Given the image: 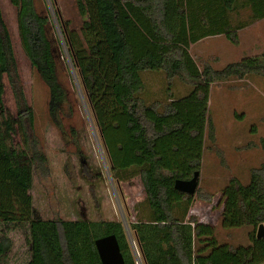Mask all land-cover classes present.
<instances>
[{"label": "trees", "instance_id": "trees-1", "mask_svg": "<svg viewBox=\"0 0 264 264\" xmlns=\"http://www.w3.org/2000/svg\"><path fill=\"white\" fill-rule=\"evenodd\" d=\"M49 1L58 34L43 0H11L21 49L48 88L49 114L58 128V114H71L62 81L68 68L99 133L111 177H139L140 216L126 224L143 264H264V237L256 236L264 222V156L249 170L248 182L231 177L222 189L223 227L245 228L246 244L213 237L199 247L196 238L205 231L188 214L199 184L192 195L174 188L175 179H189L200 169L205 137L212 138L211 85L264 77V52L213 68L198 63L190 46L216 35L235 42L237 30L264 18V0H74L81 18L77 30L68 27L55 0ZM144 72L164 73L165 96L147 98ZM4 77L15 114L4 105ZM175 78L191 87L185 96L170 90ZM34 120L0 10V223L27 227L25 264H101L94 241L109 234L115 235L124 264H135L122 222L65 220L57 214L43 219L34 211L33 175L49 174ZM259 145L264 155V138ZM9 247L10 240L0 236V255Z\"/></svg>", "mask_w": 264, "mask_h": 264}, {"label": "rangeland", "instance_id": "rangeland-1", "mask_svg": "<svg viewBox=\"0 0 264 264\" xmlns=\"http://www.w3.org/2000/svg\"><path fill=\"white\" fill-rule=\"evenodd\" d=\"M55 2L68 27L77 30L81 18L74 0ZM43 4L52 12L58 34L50 1L43 0L40 5ZM0 10L12 40L26 100L34 111V132L47 157L48 176L41 179L33 175L30 193L34 211L43 219H51L57 214L65 220L122 222L133 259L138 264L142 258L139 256L138 259L136 255L134 246L137 244L126 220L134 222L140 216L139 204L144 199V191L139 177L120 181L111 177L99 133L79 92L75 75L68 68L63 72L62 81L69 95L71 114H58L62 129L52 121L48 88L20 46L17 9L11 0H0ZM245 15L242 12V16ZM252 31H264V21ZM235 38L234 42L223 35L212 37L192 45L190 53L198 63L206 62L213 68H222L228 63L264 52L263 33L256 36L253 32L236 31ZM143 78L149 100L165 96L168 80L164 73L144 72ZM4 83V105L11 114H15V101L6 77ZM190 88L177 78L170 85L172 93L179 97L185 96ZM208 107L213 135L212 138L205 137V149L198 169L199 193L193 197L188 211L205 231L196 238V243L201 241L197 244L203 248L210 245L214 237L218 243L246 244L245 228L223 227L222 189L231 177L248 182L249 170L258 167L263 159L259 142L264 138V77L251 75L213 83ZM3 235L10 240V247L6 254L0 255V264H22L30 259L26 226L8 229L2 223L0 236Z\"/></svg>", "mask_w": 264, "mask_h": 264}, {"label": "water", "instance_id": "water-1", "mask_svg": "<svg viewBox=\"0 0 264 264\" xmlns=\"http://www.w3.org/2000/svg\"><path fill=\"white\" fill-rule=\"evenodd\" d=\"M199 184V170H195L189 179H175L174 188L192 195ZM257 238L264 237V227L260 224L256 229ZM101 264H124V258L114 234H109L94 241Z\"/></svg>", "mask_w": 264, "mask_h": 264}, {"label": "crops", "instance_id": "crops-1", "mask_svg": "<svg viewBox=\"0 0 264 264\" xmlns=\"http://www.w3.org/2000/svg\"><path fill=\"white\" fill-rule=\"evenodd\" d=\"M245 14H248V13H246L245 12ZM264 21V18H261V19H259V20H257V21H255V22H253V23H251V24H249L248 26H245L244 28H242V29H239V30H237V32H241L242 30H244V31H246V32H253L254 34H256V36L258 35V34H260V35H262V33H263V35H264V31H256V32H254V31H252V30H254V27H256L260 22H263ZM241 30V31H240ZM216 36H219V35H216ZM216 36H207V37H204V38H202V39H200V40H198L196 43H194V44H197V43H200V42H204L205 40H207V39H209V38H212V37H216ZM194 44H192V45H194ZM191 45V46H192ZM190 46V48H192ZM189 51H190V49H189ZM0 224H2V223H0ZM5 226L8 228V229H12L13 227L12 226H7L6 224H5ZM3 236H5V235H3ZM5 237H7V236H5ZM8 238V237H7ZM4 254H6V253H4ZM4 254H2V255H4ZM29 261V260H28ZM27 262V261H26ZM26 262H24V263H22V264H25ZM3 264H6V263H3Z\"/></svg>", "mask_w": 264, "mask_h": 264}, {"label": "built area", "instance_id": "built-area-1", "mask_svg": "<svg viewBox=\"0 0 264 264\" xmlns=\"http://www.w3.org/2000/svg\"><path fill=\"white\" fill-rule=\"evenodd\" d=\"M262 225H263V227H264V222L262 223ZM134 248H135V250H136V255L138 256V259H139V256H140V255H139V252H138V250H137V247L134 246ZM138 264H143V262H142L141 259H139Z\"/></svg>", "mask_w": 264, "mask_h": 264}]
</instances>
